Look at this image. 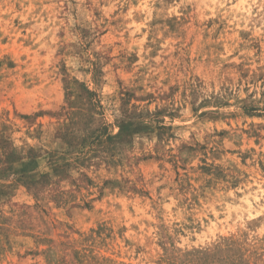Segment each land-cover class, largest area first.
Here are the masks:
<instances>
[{
	"label": "rangeland",
	"instance_id": "obj_1",
	"mask_svg": "<svg viewBox=\"0 0 264 264\" xmlns=\"http://www.w3.org/2000/svg\"><path fill=\"white\" fill-rule=\"evenodd\" d=\"M0 264H264V0H0Z\"/></svg>",
	"mask_w": 264,
	"mask_h": 264
}]
</instances>
